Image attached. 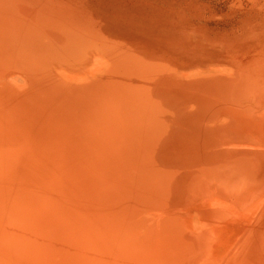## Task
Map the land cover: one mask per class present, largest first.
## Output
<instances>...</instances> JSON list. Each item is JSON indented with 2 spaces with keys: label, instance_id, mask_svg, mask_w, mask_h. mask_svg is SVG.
<instances>
[{
  "label": "rangeland",
  "instance_id": "1",
  "mask_svg": "<svg viewBox=\"0 0 264 264\" xmlns=\"http://www.w3.org/2000/svg\"><path fill=\"white\" fill-rule=\"evenodd\" d=\"M0 264H264V0H0Z\"/></svg>",
  "mask_w": 264,
  "mask_h": 264
},
{
  "label": "bare ground",
  "instance_id": "2",
  "mask_svg": "<svg viewBox=\"0 0 264 264\" xmlns=\"http://www.w3.org/2000/svg\"><path fill=\"white\" fill-rule=\"evenodd\" d=\"M196 222V221H195ZM200 222V221H199ZM194 223V222H193ZM197 225V224H196ZM201 225V224H200Z\"/></svg>",
  "mask_w": 264,
  "mask_h": 264
}]
</instances>
